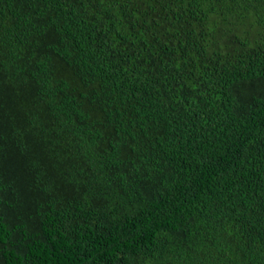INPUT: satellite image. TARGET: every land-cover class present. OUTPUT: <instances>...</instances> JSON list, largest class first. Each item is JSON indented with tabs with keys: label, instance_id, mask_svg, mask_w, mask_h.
Instances as JSON below:
<instances>
[{
	"label": "trees",
	"instance_id": "16d2710c",
	"mask_svg": "<svg viewBox=\"0 0 264 264\" xmlns=\"http://www.w3.org/2000/svg\"><path fill=\"white\" fill-rule=\"evenodd\" d=\"M0 264H264V0H0Z\"/></svg>",
	"mask_w": 264,
	"mask_h": 264
}]
</instances>
